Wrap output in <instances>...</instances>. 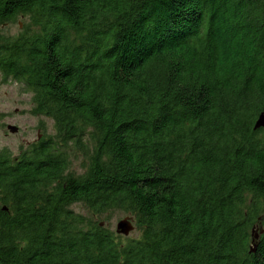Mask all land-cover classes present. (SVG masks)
Returning <instances> with one entry per match:
<instances>
[{
	"label": "trees",
	"instance_id": "obj_1",
	"mask_svg": "<svg viewBox=\"0 0 264 264\" xmlns=\"http://www.w3.org/2000/svg\"><path fill=\"white\" fill-rule=\"evenodd\" d=\"M17 15L0 74L53 134L0 151V264H264V0H0Z\"/></svg>",
	"mask_w": 264,
	"mask_h": 264
},
{
	"label": "rangeland",
	"instance_id": "obj_2",
	"mask_svg": "<svg viewBox=\"0 0 264 264\" xmlns=\"http://www.w3.org/2000/svg\"><path fill=\"white\" fill-rule=\"evenodd\" d=\"M26 19L17 18L9 23L8 29H2L1 34H16L20 28H24ZM22 28V29H23ZM30 95L22 91L20 85L11 80H3L0 74V151L8 152L11 157L16 156L27 145L33 143L38 136L53 134L52 121L44 117L31 115ZM42 124V125H41ZM9 127H16L18 132L10 134ZM41 127V129H40ZM80 157H70V168L72 172L80 173ZM73 211L82 216L85 220L95 218L96 222H101V226L115 232V226L119 220L124 218V214L119 211H110L100 217H92L85 206L76 204ZM94 221V222H95ZM257 233V230H254ZM129 237H136L135 231Z\"/></svg>",
	"mask_w": 264,
	"mask_h": 264
},
{
	"label": "water",
	"instance_id": "obj_3",
	"mask_svg": "<svg viewBox=\"0 0 264 264\" xmlns=\"http://www.w3.org/2000/svg\"><path fill=\"white\" fill-rule=\"evenodd\" d=\"M262 128H264V112L258 116L254 124V130H258ZM8 130L10 131L11 134H14L16 132L15 127H9ZM133 230L134 228L132 226V221L129 218H125L118 221L115 226V233L118 235H123L125 237H127ZM260 233H262V231H260ZM258 236L259 235L257 233H254L253 235L254 242L258 239ZM254 249L255 248H252V251H254Z\"/></svg>",
	"mask_w": 264,
	"mask_h": 264
},
{
	"label": "flooded vegetation",
	"instance_id": "obj_4",
	"mask_svg": "<svg viewBox=\"0 0 264 264\" xmlns=\"http://www.w3.org/2000/svg\"><path fill=\"white\" fill-rule=\"evenodd\" d=\"M17 18H20L21 20L22 19H26L25 18V16H23V15H17L16 17H13L9 22H4V23H2L1 25H0V40L2 39V38H7V39H14V38H16V37H18V35L20 34V32L23 30L22 28H20L18 31H17V33L14 35V34H8V36H4V35H2L1 33V30L2 29H8V27H9V23L10 22H14L13 20H16ZM16 128V127H15ZM8 129V128H7ZM9 131V130H8ZM16 132H18V129L16 128ZM15 132V133H16ZM9 133H10V131H9ZM11 134V133H10ZM41 139V136H38L37 138H36V140L33 142V143H35L36 141H38V140H40ZM33 143H30V144H28L27 145V147H29L31 144H33ZM5 151V150H4ZM6 152V151H5ZM23 151L21 150L16 156H14V157H12L14 160H17L19 157H20V155H21V153H22ZM76 205V203H73L72 205H70V207H69V210L74 214V215H78V214H76L74 211H73V206H75ZM125 218H129V217H124V218H122V219H125ZM121 219V220H122ZM130 219V218H129ZM131 220V219H130ZM120 221V220H119ZM132 221V220H131ZM132 226H133V228H134V225H133V222H132ZM134 231V230H133ZM132 231V232H133ZM115 233V232H114ZM116 234V233H115ZM117 236H122V237H125V236H123V235H118V234H116ZM130 235V234H129ZM129 235L127 236V237H129ZM127 237H125V238H127Z\"/></svg>",
	"mask_w": 264,
	"mask_h": 264
}]
</instances>
